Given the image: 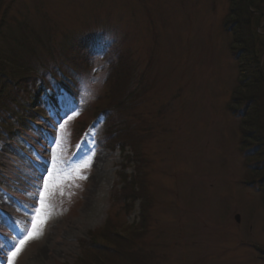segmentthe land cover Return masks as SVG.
<instances>
[{"label":"rangeland","instance_id":"1","mask_svg":"<svg viewBox=\"0 0 264 264\" xmlns=\"http://www.w3.org/2000/svg\"><path fill=\"white\" fill-rule=\"evenodd\" d=\"M245 4L0 0V52L13 63L11 94L0 96V264L32 229L37 177L49 173L47 222L15 264H264V188L250 185L253 174L264 176V121L253 141L237 106L245 88L264 98V85L245 81L259 75L257 64L264 77V18L251 6L240 33L256 51L244 54L236 22L245 20ZM108 48L112 67L104 66ZM128 65L142 74L146 94H128L124 106L116 101L118 125L129 121L116 131L121 149L98 114L106 96L119 95ZM21 97L31 99L29 111L12 120L4 113L15 104L6 102ZM245 144L257 146V160ZM11 155L26 169L11 167ZM36 164L43 172L29 171ZM11 168L28 184L8 178ZM125 183L143 198L125 194Z\"/></svg>","mask_w":264,"mask_h":264},{"label":"trees","instance_id":"2","mask_svg":"<svg viewBox=\"0 0 264 264\" xmlns=\"http://www.w3.org/2000/svg\"><path fill=\"white\" fill-rule=\"evenodd\" d=\"M262 5H264V0H248V1L246 0V4L244 6H242L241 8H239V11L244 12L245 15H246V17H245V20L244 21L241 20V19H238L237 20V22H236L237 23V25H236V27H237V33H238L237 35L240 34L239 37H241L242 44H245L246 45V47H244L243 45H241L243 47L244 54L246 52L250 56H251L252 52H255L256 51L255 45H254L255 42H254V44L251 43L253 41V39H252L249 43H245V39H244V37H242L243 35H241L240 32H242L241 31V28L244 27V24L245 23L249 24V22H250L249 19L254 16V14L252 13V10H251L252 7H254L255 10H260L263 13V14H261V16L264 18V9H262ZM260 23H261V21H259V24ZM262 35H264V33ZM256 38L257 39L260 38L259 35L256 34ZM88 43H90V42H88ZM110 52H111V49L108 48V51H106L103 54V56H106L104 58V60H105L104 66H108L109 64H111V67H112V64L115 63V58L116 57L110 56ZM263 53H264V50H263ZM96 54H99V52H94L93 54H90V55H93L96 58V56H95ZM258 62H259V60H256V63H258ZM8 63L13 64L10 59H5V57L3 58L2 52H0V86H2L1 87L2 89H0V92L2 94L0 93V96L1 95L4 96L5 92L7 94H9V95L11 94L10 91H6V89L8 87L7 86L8 83L11 82L10 81V78H11V75H12L11 73H9V69L12 66H10ZM7 65H9V66L7 67ZM133 65L132 66L128 65V69H126L125 72L124 71L121 72V74H120V76H121V80L120 81H122L121 82L122 83L121 86H123V85L124 86H127L128 87V93H127V90L125 88L122 89L121 86L119 88V95H114L115 93L109 92L110 95H114V96H106V103L108 105L107 106L106 105L103 106L105 109L104 110H101L100 113L98 114V115L102 114L103 116H105L104 125H105V127H108V125H109V133H110V136L109 137H110V141L113 140L114 137L117 138V140H118L117 141V144L119 146H121V147H118V148H121V149H124V147H123L124 144L122 145V142H121L122 139H120L121 137L119 136V133L117 134L116 131H117L118 128L120 130V128H124L126 126L128 127V122L129 121L128 122L121 123L120 125H118L120 122L118 123L117 120H115V110H117L116 109V106H117L116 105V101H119V99H120V101L118 102V104L120 106H122V105L124 106V103L127 100L126 97H127L128 94H132L134 96V95L140 94L142 92V94L139 95V96H143L141 99H143L144 98V95L146 94V89H144L142 87V80H143L142 74L141 75L138 74L136 68ZM251 67H252V64H251ZM255 67H256V70L255 71H258L259 72V75H256L255 74L256 72H253L254 77L252 78V80H251V77L247 76L246 79H245V81H247V83L248 82H251L252 83L251 84L252 86H254L255 83L257 84L258 81H259L260 86L261 85H264V77L262 76V72L260 70V67L258 68V64ZM102 68H104V67H102ZM252 69H254V67ZM80 73H82V72H79V74ZM36 82L39 83L38 80H36ZM66 83L69 84V82H66ZM69 85H67V84H61L59 86L62 89H64L67 92H69V90H68ZM16 86L19 88L21 85L19 83H16ZM72 87L75 89V85L74 84H72ZM248 87H249V85H248ZM140 90H142V91H140ZM39 93H42V92H40V90H39V92H33L32 95L38 96ZM52 95L54 97L55 96V93H53ZM71 95L73 97H75V99H78L79 98L76 92H75V94L71 93ZM239 96H241V98H239V100L237 101V102H239L237 106L242 107L241 111H242V114L244 115L243 118H245L247 116L245 121L246 122H249V124L246 126V129L249 130L250 127L253 126L251 128V131H250V133L255 132V135L253 136L252 140L253 141H258L256 139V135L258 134L259 130L257 129L256 123H258V124L261 123L260 120H263L264 121V105H263L264 104L263 103L264 102V98H261L260 97V92H258L257 90L256 91L255 90H252L251 87L245 88V90L243 92H241V94ZM102 98H103V95L101 96L100 100ZM30 101H31V99L24 100V98L21 97V101L19 102V101L15 100L13 98V101L12 102H6V103L8 105H10L11 103L12 104H15L14 108H13V106H9L7 108L8 109V112H6L4 114L7 117H9L10 119H12V120H18V117L17 116H19L20 117L19 120L21 121V118L23 117V114H26L29 111V109H28L29 106L28 105H30L29 104ZM41 102H42L41 108H42L43 105H45V106L47 105V100H42ZM41 108H37V110L35 112V115H30L31 120H34L35 118H37L38 113L40 112ZM98 115H96L95 117H97ZM119 130H118V132H119ZM12 134H14V132H12ZM262 138H264V137H262ZM249 145L250 144H245V147L247 148ZM262 146H264V144ZM127 147H129L130 150H134L136 148L135 145L130 146V142H128ZM255 148H257V146L253 145V148L248 147L247 150H246L247 153H248V156L251 159H255L256 156L261 155V152L258 153V150L252 151V149H255ZM136 157H138V156H136ZM137 160L138 161H137L135 167L137 166V171H138V174L137 175H139V173L141 171V166H139L141 164V160L138 159V158H137ZM255 160H257V159H255ZM135 167H134V169H135ZM252 179L255 180L254 182H251L250 183V185L252 187H255V185H256L258 189L259 188H264V176L261 177V178H258V176H255L253 174L251 176V180ZM130 187L131 186L128 185V183H125V187H124L125 194L128 195V192L129 193L134 192L135 197H142L143 198V195H141V193L139 192L140 191L139 189L136 192L134 189H128ZM139 188H140V186H139ZM126 199H128V198L126 197ZM112 200H113V202L115 201L116 202V205H117V198L114 195L112 197ZM124 201L125 200H121L120 202H123L124 203ZM129 201L130 200H128V202ZM144 206H145V202H143V205L141 207L142 212H144L146 210L144 208ZM144 216H139V219H140V217H141V219H144L145 218ZM122 234L123 235H125V234L128 235V232L123 231ZM104 238L105 237L102 236V239H104ZM96 239H98V238L95 237L94 238V242L97 241ZM110 241H111V239H110ZM130 258L133 261V256L132 255L130 256ZM125 263L128 264V262H124V264Z\"/></svg>","mask_w":264,"mask_h":264},{"label":"snow or ice","instance_id":"3","mask_svg":"<svg viewBox=\"0 0 264 264\" xmlns=\"http://www.w3.org/2000/svg\"><path fill=\"white\" fill-rule=\"evenodd\" d=\"M68 119H72V117H68ZM60 128L63 129L64 124H61ZM53 143H58V141L54 139ZM53 159H55V157H53ZM84 167L87 168V167H90V165L85 164ZM52 175H53L52 173H49L48 178H44L42 176L37 177L36 194L38 195L40 199V207L37 208L35 211V215L32 221V229L28 231L27 235H25L19 241L18 245L14 244L13 250L8 253V256H7L8 264H15L17 257L19 256L21 251L24 249L26 244L31 240L38 239L42 235L41 227L42 225L46 224L47 219H48V217L45 215V209L47 207L45 204V197L48 194V189L50 186L49 181L52 178ZM81 178L86 179L87 177L82 176ZM40 180H43L44 191L40 190V183H39Z\"/></svg>","mask_w":264,"mask_h":264},{"label":"bare ground","instance_id":"4","mask_svg":"<svg viewBox=\"0 0 264 264\" xmlns=\"http://www.w3.org/2000/svg\"><path fill=\"white\" fill-rule=\"evenodd\" d=\"M57 113H58V111H57ZM57 113H55V114H57ZM10 155V154H9ZM9 155H7V156H9ZM12 156V164L13 165H15V166H18L19 168H22L23 170H25L26 169V164L24 163L25 162V160L24 159H22V158H20L18 155L17 156H13V155H11ZM10 161V160H9ZM38 166L39 165H32V167H34V169L37 171L39 168H38ZM31 167V168H32ZM27 171H28V169H27ZM7 177L8 178H10V179H12V178H15L16 180H18V181H21V184H28V181L23 177V176H18V175H15V172H14V169H10L8 172H7ZM10 183V182H9ZM14 197V196H13ZM0 233H1V235H0V240H2L3 239V234L4 233H6V232H4L3 230L2 231H0ZM4 241H6V240H4ZM5 246H1V248L0 249H2V248H4Z\"/></svg>","mask_w":264,"mask_h":264}]
</instances>
